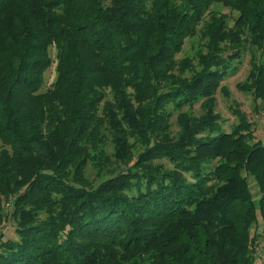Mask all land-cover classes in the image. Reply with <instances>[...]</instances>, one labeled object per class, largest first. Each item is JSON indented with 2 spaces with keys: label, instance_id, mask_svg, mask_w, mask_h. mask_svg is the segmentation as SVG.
<instances>
[{
  "label": "trees",
  "instance_id": "1",
  "mask_svg": "<svg viewBox=\"0 0 264 264\" xmlns=\"http://www.w3.org/2000/svg\"><path fill=\"white\" fill-rule=\"evenodd\" d=\"M249 46L264 105V0H0V264L263 261L264 140L216 109Z\"/></svg>",
  "mask_w": 264,
  "mask_h": 264
},
{
  "label": "rangeland",
  "instance_id": "2",
  "mask_svg": "<svg viewBox=\"0 0 264 264\" xmlns=\"http://www.w3.org/2000/svg\"><path fill=\"white\" fill-rule=\"evenodd\" d=\"M214 8L218 9L222 13H226L229 18V25L232 26L234 24L235 18L237 17L238 13L236 11H231L229 8H226L222 5L215 4ZM203 40L200 37L186 39L184 44L183 50L180 54L177 55V58H182L184 56H193L201 46V42ZM254 48L250 47L243 52V57L240 61L236 62L237 69L235 72L229 74L223 81L222 85L228 88L229 95L226 96L223 92L218 90L216 93L217 98V112L221 116V126L226 131H231L233 125L237 124L238 118L233 112L234 107H239L241 110L247 113V116L251 122L254 123L255 126V134L258 138L264 140V105L262 102L254 101L252 95L250 93H246L241 91L237 88V83L242 82L248 75V70L250 67V58ZM257 56L261 54L259 51L254 52ZM51 56L55 58V48L51 47ZM56 77V61H53L52 65L46 72V82L41 90H45L52 85ZM202 100L197 102L191 110V113L195 115H199L203 112L202 110ZM178 125L176 122V116L172 118V131L175 133L178 130ZM256 137V138H257ZM137 150H135L136 154H138V150H140V146H138ZM156 162H162L167 165V167L171 168L173 165L167 160H156ZM87 174L91 180H96V171L94 170L93 166H89L87 168ZM251 184V189L255 194V198H258V194H256V185L253 182L252 178L249 179ZM258 224L257 227H254L252 230L253 232H258L260 234L258 241H257V248L261 250V254L264 257V233L262 231V219L261 216L258 214L256 223ZM3 230L5 233V239H17V235L15 233V223L9 222L5 226H3ZM262 260V259H259ZM258 260V264H259ZM264 263V259H263Z\"/></svg>",
  "mask_w": 264,
  "mask_h": 264
},
{
  "label": "crops",
  "instance_id": "3",
  "mask_svg": "<svg viewBox=\"0 0 264 264\" xmlns=\"http://www.w3.org/2000/svg\"><path fill=\"white\" fill-rule=\"evenodd\" d=\"M259 264H264V263H263V261L261 260V261H259Z\"/></svg>",
  "mask_w": 264,
  "mask_h": 264
}]
</instances>
